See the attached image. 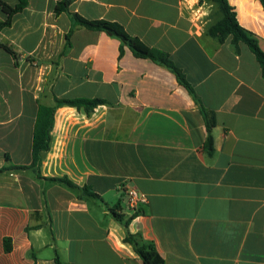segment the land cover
Wrapping results in <instances>:
<instances>
[{"label": "crops", "instance_id": "1", "mask_svg": "<svg viewBox=\"0 0 264 264\" xmlns=\"http://www.w3.org/2000/svg\"><path fill=\"white\" fill-rule=\"evenodd\" d=\"M61 1L28 0L0 29V170L32 164L40 106L77 98L110 105L91 117L58 108L39 172H0V264H144L127 232L154 243L165 264H264V76L256 56L243 43L237 53L232 37L207 35L220 16L204 1L74 0L57 14ZM228 3L264 51L262 1ZM73 14L118 22L169 54L215 113L214 153L205 149L201 105L172 72L128 47L120 56L121 42L104 32L77 27L68 43ZM7 18L0 6V24ZM63 177L79 188L48 180ZM123 182L149 200L128 229L112 215L131 217L117 189Z\"/></svg>", "mask_w": 264, "mask_h": 264}, {"label": "trees", "instance_id": "2", "mask_svg": "<svg viewBox=\"0 0 264 264\" xmlns=\"http://www.w3.org/2000/svg\"><path fill=\"white\" fill-rule=\"evenodd\" d=\"M264 5V0H261ZM74 0H63L56 6V13L61 14L62 12H68L70 5ZM218 7V15L220 16L216 21L212 23L207 31V35L217 38L221 43H224L229 37H232L231 45L234 50L238 53L240 50V44L243 43L248 46L251 52L256 56L264 76V51L260 47L258 38L250 31L243 28L237 19L236 12L233 7L230 6L228 0H214ZM28 4V0H20L19 4L12 7L0 0V6L3 11L8 14V18L4 23L0 24V29L9 26L11 24V18L16 13L22 11ZM73 27L69 34L67 35V41L69 43L70 38L77 27H82L90 31L104 32L112 38L118 39L121 42L120 45V56L124 54V48L128 47L136 58L149 59L153 63L163 66L172 72L178 83L185 87L193 99L201 105V102L196 95L193 87L187 81L183 71L178 68L172 61L169 54L164 51L158 50L156 48H151L147 46L138 37L132 36L127 32L125 27L114 21L108 20H88L79 14H73ZM1 47L10 53L12 56L16 57V53L7 45H1ZM102 105L109 106V102L105 99L95 98V99H56L54 106H40L34 130V144H33V162L30 166H15L11 165L4 167L0 172L17 170V169H35L38 173L42 161L46 153L50 150L52 145V130L54 127V116L58 108L61 107H73L76 108L79 113L91 117L95 110ZM201 112L204 116L208 130V138L205 145V149L208 154L212 155L214 153V138L212 135V130L216 126V116L215 113L206 110L201 105ZM9 161V159H8ZM52 182H58L65 184L71 189H78L79 186L71 182L67 177L63 178H52L48 179ZM87 188H83L85 193ZM112 215L120 224L128 229L132 217L127 218L125 215L119 213L117 209L112 210ZM29 230V229H28ZM125 241L132 244L136 252L139 254L140 258L143 260L144 264H165V261L158 253L154 243L148 242L143 239L140 234H131L127 232ZM6 252L12 251L11 240L6 238L4 240ZM56 264H62L59 258H56Z\"/></svg>", "mask_w": 264, "mask_h": 264}, {"label": "built area", "instance_id": "3", "mask_svg": "<svg viewBox=\"0 0 264 264\" xmlns=\"http://www.w3.org/2000/svg\"><path fill=\"white\" fill-rule=\"evenodd\" d=\"M117 189L123 193L128 214L132 217L139 212L142 205L148 204V197L128 182L120 183Z\"/></svg>", "mask_w": 264, "mask_h": 264}, {"label": "rangeland", "instance_id": "4", "mask_svg": "<svg viewBox=\"0 0 264 264\" xmlns=\"http://www.w3.org/2000/svg\"><path fill=\"white\" fill-rule=\"evenodd\" d=\"M205 2L206 4H207V6H209V5H211V4H213L214 5V8H211L212 9V11L210 12V15L213 17L215 14H217L218 15V7H217V5L215 4V2H214V0H199V2ZM206 6V7H207Z\"/></svg>", "mask_w": 264, "mask_h": 264}]
</instances>
